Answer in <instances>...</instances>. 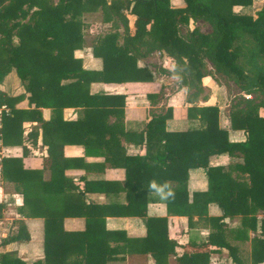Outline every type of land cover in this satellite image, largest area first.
Listing matches in <instances>:
<instances>
[{
  "label": "trees",
  "instance_id": "1",
  "mask_svg": "<svg viewBox=\"0 0 264 264\" xmlns=\"http://www.w3.org/2000/svg\"><path fill=\"white\" fill-rule=\"evenodd\" d=\"M55 1L0 0V82L14 69L30 94L29 103H34L36 109L51 107L53 110V119L48 123L37 120L44 134L60 132L63 138L62 143L48 146L51 169L64 171V145L85 147L92 140L118 141L121 127L117 123L120 114L116 116V113L121 106L111 96L105 99L101 95L89 96L90 83L151 81V72L138 68V59L155 50H163L180 66L183 84L195 88L198 93L201 91V63L207 59L217 74L231 79L241 91L259 98L258 102H245L242 109L236 108L231 114L232 128L245 131L246 141L228 142L227 133L218 129V111L212 107L202 111L205 127L198 131L166 135L163 128L171 113L153 117L147 125V141H164L153 160L155 167L167 168L173 174L170 181L176 185L175 198L165 201L168 213L186 216L190 221L194 214L202 216L208 204L216 203L223 209L224 217L240 215L244 230L236 236L244 239L249 229L254 233L259 230L260 236L252 240L251 261L252 264H264V118L259 115V110L264 109V5L253 18L233 12L236 6L248 7L252 0H183L182 8L172 7L170 0ZM126 12L136 17L133 34L128 28ZM96 13L101 14L103 22H110L114 30L93 45V55L103 61L101 73L83 70L80 61L74 57V51L84 44L85 16ZM190 20L207 23L211 28L210 37L197 30L181 35L180 26H187ZM117 22L123 26V36L118 33ZM45 75H57V83H44ZM62 80L73 82L62 85ZM9 102V98L0 92V105L11 108L9 115L3 117L2 139L5 144L20 143L21 132L18 129L21 119H36L38 110L24 112L22 116V112L15 110ZM67 107L85 109L83 119L71 127L60 125L62 111ZM115 116V122L110 124L109 118ZM91 127L94 129L92 132L89 131ZM92 133H95L94 139ZM32 139L37 141V132ZM221 153L238 155L243 159L242 165L232 168L237 173L236 179L214 175L216 170L209 166V159ZM2 162L4 176L15 183L16 190L21 192L27 204L28 198L22 193V187H27L32 174L26 175L21 171L20 159L5 158ZM194 168L206 170L209 187L206 193L193 195V203L188 205L187 173ZM52 185L46 184L43 188H48L43 202H58L57 207L52 203V207L46 204V209H49L41 213L45 220V259L50 261L55 254L73 253L84 259L73 264H100L97 258L114 251L107 246L106 234L92 225L96 221L104 224V211L86 206L83 193L73 195L77 188L63 176L56 184L57 189ZM146 204L136 215L145 217ZM3 208L0 204V218ZM259 210L262 218L257 229L256 214ZM70 211L86 219L84 233L63 231V219L69 217ZM209 221L216 226L221 219ZM161 224L166 226L167 220L148 218L147 236L141 241L152 248L157 264H162V253L167 255L173 250L172 244L163 243L164 235L156 227ZM27 239L25 224L19 220L16 234L4 238L1 244ZM210 243L227 248L233 257L234 250L227 244H221L217 235L211 236ZM201 253L204 252L184 253L178 261L180 264H208L209 253ZM231 264L242 263L235 259Z\"/></svg>",
  "mask_w": 264,
  "mask_h": 264
},
{
  "label": "crops",
  "instance_id": "2",
  "mask_svg": "<svg viewBox=\"0 0 264 264\" xmlns=\"http://www.w3.org/2000/svg\"><path fill=\"white\" fill-rule=\"evenodd\" d=\"M170 4L174 8L184 7L183 0H170ZM263 5L264 0H252L248 7L236 6L233 12L255 18ZM124 15L128 20L130 34H133L136 17L127 12ZM84 24V44L82 48L74 51V57L80 61L83 70L101 73L103 61L93 55V45L99 38L114 32L112 24L103 22L100 13L86 15ZM117 24L118 33L123 36V26L119 22ZM206 28L208 32H205ZM193 30L207 37L211 35L210 26L203 21L190 20L187 26H180V34L183 36ZM86 39L90 40V44H86ZM14 42H17L16 38ZM119 43L122 44V39ZM172 63L175 61L168 57L165 51L155 50L146 57H141L137 62L138 68L151 72V81L90 83L89 96L101 95L104 99L111 96L115 98L117 105L121 106L116 113V116L120 114L117 123L121 127V133L118 134V141L92 140L85 147L74 144L64 145L66 167L62 173L51 169L47 151L50 144L63 142L62 135L55 131L44 134L40 121H37L42 120L45 123L51 121L53 110L51 107L36 109L34 103H29L30 94L14 69L4 77L0 82V92L9 98L13 108L22 112V116L24 112L38 110V116L36 119H21L20 129L17 127L21 132L20 143L5 144L2 139L0 145V204L4 206L0 218V264L10 262L12 264H73L84 260L81 255L73 253L55 254L50 261L45 259V220L41 213L49 209H46V204L52 207L50 205L52 203L53 207H57L58 202L56 200L43 202L47 196L46 189L48 190L46 187L43 188L46 184H53L51 187L57 189L56 184L60 182L62 176L77 188L73 195L84 194L86 206L104 211L105 219L101 216L104 224L96 221L92 225L106 234L107 246L114 251L97 258L100 264H157L151 252L152 248L141 242L147 236L148 218L167 220L166 226L163 224L156 226L164 235L163 243L169 242L173 245L171 253L161 254L162 264H180L178 260L184 253L194 255L196 252L209 253L208 264H231L235 259L242 264H252V240L260 232L258 230L254 233L249 229L246 238L242 235L244 239H239L236 234L244 230L240 215L224 217L223 209L216 203H210L205 213L202 212V216L194 214L189 221L186 216L169 214L165 201L147 193L144 187L152 179L158 182L168 181L173 188L176 186L170 181V178H173L171 171L169 172L167 168L155 167L157 165L153 158L164 141L161 143L147 141V125L153 117L170 112L171 117L164 124V133L166 135L185 133L204 128L202 111L209 107L216 108L218 129L227 133L228 142L244 143L247 134L243 130L232 128L231 114L237 110L236 108L242 109L245 102L259 100L255 94L241 91L231 79L217 74L207 59H203L201 63V91L197 93L195 88L186 87L174 78L170 70ZM218 76L231 81L238 93L231 94L225 85H219ZM57 77V75L53 77L45 75L43 81L55 85L58 81ZM71 82L73 80H62L61 84L67 85ZM7 108L10 113L11 108L9 106ZM84 112L85 109L78 107L64 108L60 125L68 124L71 127V124L83 119ZM259 115L264 118V109L259 110ZM116 116L109 118L110 124L115 122ZM89 131L92 132L94 129L91 127ZM35 132H37V141L33 142ZM92 134L94 139L95 133ZM5 158L20 159L21 171L26 175L32 174L26 183L27 187H22V193L28 198L27 204L21 192L16 190L15 183L4 176L2 161ZM242 164L243 159L240 156L228 153H221L209 159V166L216 170L214 175L219 178L230 176L236 179L237 173L233 172L232 168ZM187 175V200L188 205H191L193 195L208 191V175L203 168L190 169ZM145 202L147 203L145 217L136 215ZM69 213L70 215H67L69 217L63 219V231L74 234L84 233L87 228L86 219L74 212ZM256 218L259 229L262 218L260 210L257 211ZM209 219H221V222L213 226ZM19 220L24 222L29 239L1 244L4 238L14 235V231L10 232L7 229L10 225L8 222ZM214 235L218 236L221 244H227L234 250L233 257L227 248L210 243L211 236ZM244 250L249 254H244Z\"/></svg>",
  "mask_w": 264,
  "mask_h": 264
},
{
  "label": "clouds",
  "instance_id": "3",
  "mask_svg": "<svg viewBox=\"0 0 264 264\" xmlns=\"http://www.w3.org/2000/svg\"><path fill=\"white\" fill-rule=\"evenodd\" d=\"M171 72L174 78L183 83L182 71L180 66L176 63L171 64ZM147 193L154 194L156 198L162 201H170L175 198V190L168 181L158 182L156 179L148 181L144 185Z\"/></svg>",
  "mask_w": 264,
  "mask_h": 264
},
{
  "label": "rangeland",
  "instance_id": "4",
  "mask_svg": "<svg viewBox=\"0 0 264 264\" xmlns=\"http://www.w3.org/2000/svg\"><path fill=\"white\" fill-rule=\"evenodd\" d=\"M94 24H97V23H94ZM205 32H208V29H207V28H206ZM86 44H90V40H89V39H86ZM217 81H218L219 85H225V86L228 88V90H229V92H230L231 94H236V93H238L237 88L235 87V85H233V83H232L231 81H228V80H226L225 78L220 77V76H218ZM8 224H10V225H8V227H7L8 231H10V232H11V231H14V234H16V231H17V227H16L17 222H8ZM9 226H12V227L9 228ZM15 228H16V229H15ZM11 235H12V234H11ZM244 254L248 255L249 252L247 253V251L244 250Z\"/></svg>",
  "mask_w": 264,
  "mask_h": 264
},
{
  "label": "built area",
  "instance_id": "5",
  "mask_svg": "<svg viewBox=\"0 0 264 264\" xmlns=\"http://www.w3.org/2000/svg\"><path fill=\"white\" fill-rule=\"evenodd\" d=\"M8 115H9V109L5 105H0V145L2 142L3 117Z\"/></svg>",
  "mask_w": 264,
  "mask_h": 264
}]
</instances>
